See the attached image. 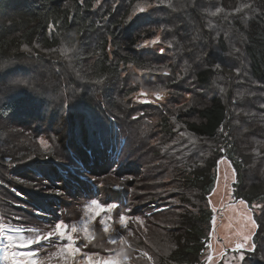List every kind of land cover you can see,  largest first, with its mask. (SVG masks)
Wrapping results in <instances>:
<instances>
[{
  "label": "trees",
  "instance_id": "obj_1",
  "mask_svg": "<svg viewBox=\"0 0 264 264\" xmlns=\"http://www.w3.org/2000/svg\"><path fill=\"white\" fill-rule=\"evenodd\" d=\"M143 1L0 0V66L3 67L0 125L5 126L0 127V134L8 133L7 127L12 126V120H6L11 113L17 109L28 111L36 105L34 94L30 93L31 82L20 89H15L12 83L18 77L29 76L27 67H31L32 74L37 70L44 72L45 85L58 86L62 92H70V87L93 92L76 104L79 118L75 120L76 126L88 121L90 107L98 106L101 100L115 98L123 103L133 89L124 91L126 81L121 73L129 66L154 70L152 52L134 48L142 36H147L142 26L151 21L162 26L168 40L165 42L172 45L171 51L175 53L170 68L175 93L185 100L176 109L162 107L157 117L164 153L159 148H152L149 153L163 160L164 170L136 171L125 184L127 194L132 189L133 199L145 202L158 200L166 185L171 190L164 211L132 212L130 217L139 216L144 224L130 222L133 233L130 237L132 242L143 241L157 247L156 264H200L213 219L208 197L216 181L217 161L222 156L215 140L221 128L224 153L235 169L236 197L245 200L249 208L254 204L264 207V0L250 21L237 22L241 15L228 19L220 13L222 25L236 29L233 32L241 40L238 47L245 62L239 57L228 61L226 54L230 48L224 31L219 30L216 35V25L213 27L219 19L206 14L210 8H226V2L233 0H190L179 14L151 13L129 21L135 7ZM174 21L181 25L176 31L172 29ZM137 24L141 26L138 29ZM66 47H74L68 58L61 55V49ZM217 64L221 67L217 68ZM147 77L145 74L138 79L143 81ZM97 80L101 83H95ZM171 116L181 126L178 131L170 122ZM82 126L81 130H71L76 131L79 139L92 133L88 126ZM181 130L185 137L179 133ZM205 140H214V145L205 144ZM106 147V144L98 149L92 144L88 147L87 152H94L85 155L86 161L92 165L91 169L95 167V172L102 173L109 167ZM22 153L10 157L12 162L26 160L29 152ZM5 158L1 151L0 159ZM165 173L171 179L167 183L163 181ZM77 190L78 195L88 196L92 192L87 185ZM253 219L257 223L252 237L256 248L244 263L264 264V210L258 208L253 212Z\"/></svg>",
  "mask_w": 264,
  "mask_h": 264
},
{
  "label": "rangeland",
  "instance_id": "obj_2",
  "mask_svg": "<svg viewBox=\"0 0 264 264\" xmlns=\"http://www.w3.org/2000/svg\"><path fill=\"white\" fill-rule=\"evenodd\" d=\"M189 1L164 0V3L160 4L159 0H144L139 6L144 7L145 11L139 12L137 5L134 9L137 14L133 17L132 12L131 21L151 13L179 14L183 11L181 8L184 3ZM226 3V8L219 11L210 8L206 14L210 18L217 17L219 19L217 24H213V27L216 25V35L220 33L219 30L224 31L227 46L230 48V52L226 54L228 61L231 58L237 60L239 57V60L242 59L245 62L242 50L238 47L241 40L238 38L237 32H233L236 29L222 25L220 13L228 19L233 17L237 19L241 15L237 22L250 21L253 19L254 13L256 14L258 11L261 0H233ZM151 19L153 18H148V20ZM176 19L178 21V16ZM179 24L174 21L172 29L178 30ZM141 26L137 24L135 27L138 29ZM142 27L146 32L144 35L147 36H145L146 38L142 36L136 45L143 44L146 39L151 40L157 35L160 36V40L155 46L143 48L134 46L139 52H152L150 57L153 58L154 70L144 71L129 66L121 73V77L126 81L124 91L133 89V92L126 96L121 104L117 99L112 98L110 101L101 100L98 106H91L87 115L88 121L83 120L80 126L75 125V120L79 119L76 104H81L82 100H86L85 95L89 96L87 93H93L92 91L83 87H70V92L67 90L62 92L58 86L52 88V85H45L42 76L45 73L37 70L32 74L31 67L25 69L30 72L28 77L31 79L18 77L12 82L15 89H20L23 85L31 82L30 93L34 94L33 99L36 105L29 102L33 105L30 110L17 109L16 113H11L6 120H12V126L7 127L8 133L0 134V152L2 151L6 155L4 160L0 159V223L36 230L48 229L60 220L79 225L85 218V205L90 203L92 198H96L105 204L119 202L117 203L119 207L109 214L112 219L108 223L111 228L123 233L117 223L119 215L127 214L130 217L132 212L138 209H143L147 213L165 210V205L169 203L166 197L171 192L167 185L161 189L160 198L153 202L133 199L132 189L127 194L125 186L134 177L136 171L148 173L164 170L161 168L163 160L149 153L152 148H159L164 153L161 147L163 140L160 138V130L156 125L157 117L159 118L162 107L176 109L185 100L175 93L176 88H174L175 84L170 72L173 65L171 57L175 53L171 51L172 45L165 42L168 40L164 38L162 26H157L155 22L151 21L144 23ZM181 30L184 31L185 28ZM170 40L172 41L173 38ZM175 41L177 40L175 39ZM161 48L164 49L163 53L160 51ZM162 69L167 72V75L161 71ZM240 72L239 70L238 73ZM145 74L149 77L143 81L138 79ZM161 89H163L162 98H158L154 93ZM20 95L22 94L16 96ZM94 95L96 94L94 93ZM170 122L175 125L176 131L181 128L175 117L171 116ZM83 124L88 126V130L92 133L89 134L90 137L79 139L76 131L73 133L71 130L75 128L81 130ZM0 127L5 128L3 125ZM179 133L183 137L186 136L182 130ZM223 135L224 130L221 128L215 140L219 142L218 147L222 156L217 161L216 181L213 191L208 197V204L211 200L209 207L216 209L213 212L215 223L213 224L212 219L209 241L201 256L200 264H245L244 261L238 260L239 253L234 252L233 248H235L236 242L241 239L238 233L243 231L246 234L250 230L249 222L246 220L250 208L240 205L241 199L235 195L233 183L236 177L233 180V166L224 153ZM42 138L48 140L49 149L45 150L40 145L39 141ZM214 142V140H205L204 143L214 145ZM91 144L92 146L96 145V149L101 144L107 145L105 152L108 153L109 167L102 173L95 172V167L93 166L91 169L92 165L86 161L85 155H91L94 152H87ZM180 147L178 145V148ZM23 151L29 152L28 157L32 156L36 159L29 160L27 157L22 163L12 162L10 157L15 155V157H19ZM44 155H48L49 158L44 159ZM72 167H76L77 171L72 172L70 170ZM168 177V173H165L163 181L167 183L171 180ZM82 185L85 187L87 185L91 189L92 192L88 196L77 194L79 190L76 191V189ZM58 192L61 194H57ZM257 211L258 209H255L251 212L252 218L253 212ZM226 223L231 229H224ZM238 223L239 226H237ZM94 227L96 234L94 243L103 242L105 247L88 245L85 248L82 239L76 240V247H81L82 251L99 253L102 257L112 255L121 261H124V257L128 256L126 264H156L159 262L154 257L157 247L143 241L132 242L127 233L123 234L131 248L121 245L119 247L124 249L121 255L117 256L116 251L109 253L105 250L106 248L116 249L117 246L107 245V236L103 232L102 226L99 225V217L94 222ZM66 242L55 241L53 244L46 245L44 250L39 252V258H46L50 252L55 251V243ZM251 242L253 243V241ZM5 243L6 241L0 237V264H10L3 259ZM37 247L34 245L33 249ZM20 250L24 251L25 249ZM241 251H244L245 258L251 253L246 250ZM141 252H147L153 257V261L149 262L140 256ZM209 255L212 256V261L207 260ZM234 257L237 259H233ZM51 264H60L59 258L53 257Z\"/></svg>",
  "mask_w": 264,
  "mask_h": 264
},
{
  "label": "snow or ice",
  "instance_id": "obj_3",
  "mask_svg": "<svg viewBox=\"0 0 264 264\" xmlns=\"http://www.w3.org/2000/svg\"><path fill=\"white\" fill-rule=\"evenodd\" d=\"M99 3V0H97ZM160 4L164 3V0H159ZM139 12L145 11V8L142 6H137ZM219 11V9H217ZM137 14V11H133V17ZM215 15L216 13H212ZM133 17H129V21ZM49 28H52V25H49ZM160 40V36H155L154 39L144 40L143 44L136 45L137 47H150L155 46ZM39 47V45H37ZM26 52L31 53V49L25 47ZM74 51L73 48H63L61 49V55L65 58H68V54ZM160 51L163 53L164 49L161 48ZM217 68H220L221 65L217 64ZM3 70V67L0 66V71ZM148 71H152L151 69ZM164 74L167 75L165 70ZM95 83L99 84L101 81L97 80ZM163 89L159 92L154 93L158 98H162L161 93ZM40 145L45 149H49V142L46 139H40ZM44 159H48V155L43 156ZM29 160H34L36 157L29 156ZM72 172H76L77 168L72 167L70 169ZM233 180L235 179V169H233ZM61 194V193H57ZM211 204V200H209ZM240 205H243L245 208H248L245 200L239 201ZM119 206L117 203H102L96 198H92L90 203L85 205L84 219L81 224L76 223H65L63 220L57 221L54 226H51L48 229H26L23 226L13 227L5 223H0V237H2L6 243L4 244V261L10 262V264H51L53 257H58L60 264H126L129 259L128 256L124 257V261L115 259L112 255L100 256L96 252L82 251L81 247H76V240L82 239L84 241L83 247L88 245H93L95 247H105L103 242L94 243L96 240L94 222L97 217H99V225L102 226L103 232L107 236V245H115L116 249L106 248L105 250L109 253L116 251L117 256L121 255L124 252L121 245H127L131 248V245L128 244L126 236L119 232L115 228H111L108 221L112 219L109 215L113 210L117 209ZM262 209L264 207L260 204L252 205V208L248 209V215L246 217L247 222H249L250 230L245 234V232H239L238 235L241 236V239L238 240L233 248L234 252H238V260L244 261L245 255L244 251L253 252L256 248V245L252 243V237L255 234V229L257 228L256 220L252 218L251 212L255 209ZM213 212L216 211L215 208L212 209ZM136 223L143 226L144 221L139 216L129 217L127 214L119 215L117 223L120 228L124 229L127 232V236H132L133 233L129 229V223ZM215 220L213 219V224ZM55 241H67L66 243H55V251L50 252L46 258H39V252L43 251L45 246L48 244H53ZM38 246L36 249H33V246ZM20 249H25L21 251ZM10 253V254H9ZM140 256L146 258L149 262L153 261V257L147 252H141ZM212 256L207 257L208 261H212ZM233 259H237L234 257Z\"/></svg>",
  "mask_w": 264,
  "mask_h": 264
},
{
  "label": "bare ground",
  "instance_id": "obj_4",
  "mask_svg": "<svg viewBox=\"0 0 264 264\" xmlns=\"http://www.w3.org/2000/svg\"><path fill=\"white\" fill-rule=\"evenodd\" d=\"M239 225H240V224L238 223L237 226H239ZM224 229H225V230L231 229L228 223H226V224L224 225Z\"/></svg>",
  "mask_w": 264,
  "mask_h": 264
}]
</instances>
